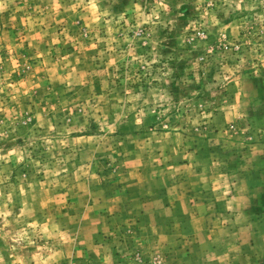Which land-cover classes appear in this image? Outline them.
Segmentation results:
<instances>
[{
    "label": "rangeland",
    "instance_id": "374dc122",
    "mask_svg": "<svg viewBox=\"0 0 264 264\" xmlns=\"http://www.w3.org/2000/svg\"><path fill=\"white\" fill-rule=\"evenodd\" d=\"M0 264H264V0H0Z\"/></svg>",
    "mask_w": 264,
    "mask_h": 264
}]
</instances>
